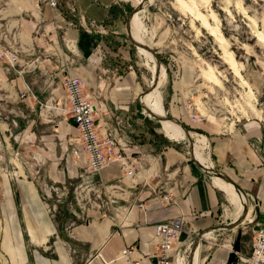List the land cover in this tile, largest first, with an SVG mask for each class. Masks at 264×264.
Here are the masks:
<instances>
[{"label": "crops", "instance_id": "0c3cea01", "mask_svg": "<svg viewBox=\"0 0 264 264\" xmlns=\"http://www.w3.org/2000/svg\"><path fill=\"white\" fill-rule=\"evenodd\" d=\"M57 2L52 8L42 0H0V134L5 132L11 140L14 132L23 133L19 147L32 150L39 133L34 125L35 102L64 94L61 82L69 72L84 78L88 92L99 94L105 103L107 112L98 117L99 129L115 130L128 142L126 152L134 160V171L127 175L118 161H111L100 173L88 174L110 189L106 195L117 211L104 213L100 206L108 205L106 197L98 201L95 196L86 208L76 207L83 216L68 223L58 222L31 173L0 174V264H121V248L132 244L131 256L152 264L157 222L182 217L185 230L195 238L199 230L231 220L225 214L226 193L215 176L205 173L181 142L163 139L149 126L151 118L142 114L137 101L142 93L139 67L132 48L121 40V5L116 0ZM6 52L15 56L14 61ZM202 123L200 136L209 146L207 165L230 176L248 199L249 215L239 226L260 227L264 224V117L228 124L208 118ZM43 124L48 127L43 134L45 153L50 158L52 152L56 163L63 164L66 134L76 129L73 120L65 116L57 130H51L49 122ZM56 133L60 142L50 139ZM71 146L81 147L77 142ZM79 156L86 165L82 152ZM78 173L75 165L74 174ZM167 192L169 200L162 198ZM227 231L216 229L203 236L200 264H246L239 258L228 262ZM212 234L222 240L205 244L204 238ZM187 237L183 231L176 247L184 246ZM250 251L241 230L239 253Z\"/></svg>", "mask_w": 264, "mask_h": 264}, {"label": "rangeland", "instance_id": "374dc122", "mask_svg": "<svg viewBox=\"0 0 264 264\" xmlns=\"http://www.w3.org/2000/svg\"><path fill=\"white\" fill-rule=\"evenodd\" d=\"M137 1L116 0L124 11L120 24L121 40L132 48L141 80L138 92H142L151 83L150 68L154 62L131 43L126 32L127 16L140 4ZM138 12L140 35L158 54L166 70L165 82L159 86L165 114L181 118L194 135L204 132L202 122L208 118L228 124L243 118L264 117V0H147ZM203 17L208 26L204 25ZM63 95L55 100L35 102L34 125L39 133L34 136L32 150L19 147L24 143L23 133L14 132L11 140L5 132L0 134V174L31 173L58 222L68 223L83 216L76 207L82 205L86 208L95 196L100 201L110 189L89 178L90 171L82 165L81 155L72 154L71 145L78 143L76 129L66 134L67 150L63 164L56 163L57 158L55 160L52 152V159L47 157L43 134L48 127L43 122H49L50 129L57 130L60 120L70 117L68 112L52 107ZM140 110L151 118L149 126L166 138L161 123L141 106ZM50 136L51 140L54 137L60 142L57 133ZM177 141L188 152L187 139ZM204 147L208 155L207 138ZM75 165L79 170L77 176L74 174ZM81 174H87V177L82 178ZM225 198L226 214L234 206L226 195ZM101 207L104 213L108 211L102 204ZM227 230L225 237L229 240L224 242L231 249L238 229ZM241 230L242 240L250 246L255 229L241 227ZM221 238V235L212 234L203 242L210 244L211 240L218 242ZM193 241L194 237L187 242L189 245L183 255L185 263Z\"/></svg>", "mask_w": 264, "mask_h": 264}, {"label": "built area", "instance_id": "2783aa9c", "mask_svg": "<svg viewBox=\"0 0 264 264\" xmlns=\"http://www.w3.org/2000/svg\"><path fill=\"white\" fill-rule=\"evenodd\" d=\"M50 7L58 5L57 0H42ZM8 52L4 53L6 55ZM10 61H14V55H8ZM64 95L56 102L55 109L68 112L78 132L77 138L80 149L73 147L71 152L75 156L83 153L86 167L90 173H100L111 161H118L127 175L134 171L133 159L126 152L128 142L121 139L115 130L100 131L98 117L107 112L105 103L99 98V94L87 91V83L84 78L65 72L62 79ZM48 106V105H46ZM163 199L169 200L170 193H165ZM253 200V198H252ZM113 199L106 195V207L108 211L115 209L112 206ZM142 207V202H137ZM187 233L188 241L193 237L191 232L186 231L182 217H173L159 221L155 224L157 245L154 255L156 260L152 264H185L184 252L189 243L176 247L181 233ZM134 245H126L121 248L118 257L121 264H143L139 259L131 256ZM237 258L246 264H264V224L254 230L251 243V251L248 255L237 253Z\"/></svg>", "mask_w": 264, "mask_h": 264}, {"label": "bare ground", "instance_id": "6f19581e", "mask_svg": "<svg viewBox=\"0 0 264 264\" xmlns=\"http://www.w3.org/2000/svg\"><path fill=\"white\" fill-rule=\"evenodd\" d=\"M142 1L143 0H138L137 3L139 4ZM148 1L150 2V0H148ZM138 13H139L138 11L136 13H134L133 17L131 19V33H132L133 38H135L137 41H139L141 43H147V42H145V40L140 35L141 24L139 21V14ZM202 19H203L204 25L208 26L209 24H208L207 19L205 17H203ZM259 36H261V34H259ZM137 48L142 50L151 59V61L154 62V63L152 62L153 64H151V68H150V70L152 72L151 83H152L153 78L156 76L157 71H159L156 86L153 89H150L146 93L142 94L140 96V100L142 102H144L146 104V106L151 108V110H153V112H155L157 114H163V113H165V111H164V106H163V98H162L161 91L159 90V86L162 85L163 82H165V78H166L165 67L162 65V63H160L158 65L156 58L149 51H147L143 48H140V47H137ZM147 114L151 115L149 113H147ZM161 124H162L163 131L166 133V135L168 137H170L174 140H179L182 138L187 139L182 128L177 123H175L171 120H162ZM194 134L192 133V136ZM194 136H195L194 138H196L194 141L195 156L200 161L207 164V161L209 158L205 153V147H204L205 138L198 135V134L194 135ZM187 146H188V144H187ZM215 179H216L219 187L226 193V195L229 199V202L234 206V208L232 210H228L226 214L228 216H230L232 219L237 218L243 210V202H245V200H246L245 196L243 194L239 193L234 188L232 183L225 181L223 178H221L219 176H215ZM248 215H246V216H248ZM208 234H209V232L205 233V236L206 235L208 236ZM199 256H200V249L198 248L196 250V254L194 257V263L193 264H200Z\"/></svg>", "mask_w": 264, "mask_h": 264}, {"label": "water", "instance_id": "95a60500", "mask_svg": "<svg viewBox=\"0 0 264 264\" xmlns=\"http://www.w3.org/2000/svg\"><path fill=\"white\" fill-rule=\"evenodd\" d=\"M147 0H143L138 6L134 7V9L129 13V15L127 16L126 19V32L128 34L129 40L131 41V43L135 46V47H140L143 48L147 51H149L157 60L158 65L161 63L160 61V57L158 56V54L147 44V43H141L139 41H137L135 38H133L132 33H131V19L133 17V14L136 13L137 11H139L141 9V7L143 6V3H145ZM158 74L159 71H157L156 76L153 78L152 83L150 84V86H148V88H146V90L142 91L141 94H139V96L137 97V101L139 103V105L149 114H151L154 118H156L160 123L162 120H171L175 123H177L183 130L185 136L187 137L188 140V151L189 154L191 155V158L193 159V161L204 170L205 173L210 174V175H214V176H219L221 178H223L225 181L230 182L233 184L234 188L241 194H243L245 196V202H243V210L241 212V214L235 218V219H231L227 222H220L214 225H211L207 228H203L201 230H199L194 238L193 244L190 248L189 254H188V258L186 261V264H193L194 263V257L196 254V250L199 248V244L201 242V239L203 238V236L205 235V233L216 230V229H231L236 227L237 230V234L233 240V242L231 243V249H230V253L228 256V262L232 263L234 261L237 260V253L240 250V237H241V226H239L245 219L247 213H248V209H249V204H248V199L244 193V191L239 187V185L230 177L228 176L226 173H224L223 171L219 170L218 168L214 167V166H210L207 165L205 163H203L202 161H200L194 153V140H193V136H192V129L188 128L185 123L183 122V120L175 115H167L165 113L163 114H157L155 112H153V110H151V108H149L148 106H146V104L144 102H142L140 100V96L144 93H146L147 91H149L150 89H153L156 84H157V80H158ZM162 126V124H161ZM198 131V130H197Z\"/></svg>", "mask_w": 264, "mask_h": 264}, {"label": "trees", "instance_id": "16d2710c", "mask_svg": "<svg viewBox=\"0 0 264 264\" xmlns=\"http://www.w3.org/2000/svg\"><path fill=\"white\" fill-rule=\"evenodd\" d=\"M184 123H185V122H184ZM185 125H186L188 128H190L189 125H188L187 123H185ZM196 130H198V128H196ZM199 131H200V130H199ZM200 132H201V131H200Z\"/></svg>", "mask_w": 264, "mask_h": 264}]
</instances>
